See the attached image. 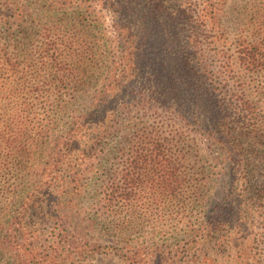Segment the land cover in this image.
Instances as JSON below:
<instances>
[{"label": "trees", "instance_id": "16d2710c", "mask_svg": "<svg viewBox=\"0 0 264 264\" xmlns=\"http://www.w3.org/2000/svg\"><path fill=\"white\" fill-rule=\"evenodd\" d=\"M103 1L113 14L121 43L108 67L104 83L94 92L89 107L79 115L74 114L78 111L72 106L79 96L80 87L86 85L88 79L84 76L73 78L65 72L61 54L65 51L59 48V41H52L48 39L50 37L40 44L38 58L34 57L31 48L30 54L25 52V59L19 61L18 51L24 45L23 41L30 46L29 41L34 35L30 27L23 26V18L32 15L25 8L20 11L10 9L12 15H5L9 16L6 23L10 28L3 30L7 45L0 42V200L4 205L16 208L7 210L4 225H9L10 236L17 240L14 244L20 252L23 247H30L25 263L69 264V261L80 259L83 254H88L80 240L87 229H94L92 252L96 256L105 255L109 249L115 250L105 242L112 238L124 241L130 232V213L133 209L130 200L137 192L128 185L114 184L112 175L105 174L110 186L99 185L94 190V203L90 205L94 207V221L80 217L76 200L83 196L84 191L78 185L81 177L78 155L84 146L83 152L89 156L94 146L118 124L114 113L100 108L104 104L110 105L114 99L115 93L110 91V84L107 83L111 80L108 75L114 66L120 68L130 62L134 73L139 69L142 72L141 56L147 49L150 60L156 56L153 66L159 63L160 68L173 56L179 62L169 73L202 70L208 76L205 77L211 80L212 91L220 95L217 102L225 107L219 113L210 109L207 112L205 100L194 99L199 103L197 108L205 112L202 114L209 116L202 124L199 120L195 123H200L212 139L224 144V160L231 155L234 165L236 197L233 203L221 210L219 215L223 217L216 220L212 227L205 225V231H201L196 222L189 224V249L179 247L177 263L187 253L191 264H216V259L228 248L226 262L219 261L218 264H264V226L257 228L256 233L251 226L259 217L255 204L262 203L259 206L264 209V167L260 187L254 189V184H250L249 189L254 190L249 191V197L244 195L246 186L243 187L254 174L259 173L257 162L264 163V152H259L252 143L261 134L264 135V107L256 102L257 99L264 104V0ZM7 3L15 6L11 0ZM132 27L136 30L131 34ZM145 30L151 32L148 43L133 41L140 31ZM161 38L166 43L173 41L172 45L164 48L157 44L156 41ZM51 44L55 46L52 47V55L50 51H45V47ZM65 46L70 52L71 48ZM159 56H162L161 62ZM158 68L154 69L155 72ZM230 81L239 82L241 89H231ZM160 84L163 85L162 82ZM178 85L182 89L180 83ZM169 88L170 85H166L160 89L161 100H181L173 113L177 118L183 117L189 113L184 91L168 92ZM194 89L202 90L200 86ZM173 94L174 97H171ZM204 96L206 93L202 90L201 97ZM206 103L210 106L211 101ZM98 104L102 119L94 122L92 117ZM229 106H232L230 111L234 112V118L226 113ZM70 112L73 114H68ZM67 114L66 123L61 124ZM210 122L213 124L211 131L205 129ZM61 125L65 128L56 134ZM156 136V132H144L142 138L145 145H152L149 152L158 159L156 173L160 183L150 190L159 191L166 185L159 191V195L163 192L165 195L166 187L170 188L167 183L172 173L163 167L162 146L154 139ZM243 142L247 146H243ZM149 159V155L140 154L138 160L130 165L139 170V166ZM41 164L40 169L38 165ZM129 175L132 171L125 176L126 182ZM174 182L179 183V176ZM175 189L169 190L175 192ZM200 190L203 189H196L197 192ZM213 215L215 217V211ZM231 222L233 224L229 225ZM13 225L19 227L13 228ZM42 241L47 249L41 252ZM154 246L155 243L141 254L138 251L129 255L123 246L115 251L124 252L120 257L128 264H143V261L145 264H167L169 258L165 251L153 249ZM204 251L206 254L202 255ZM169 254L172 255L171 252Z\"/></svg>", "mask_w": 264, "mask_h": 264}, {"label": "rangeland", "instance_id": "374dc122", "mask_svg": "<svg viewBox=\"0 0 264 264\" xmlns=\"http://www.w3.org/2000/svg\"><path fill=\"white\" fill-rule=\"evenodd\" d=\"M11 1L15 6L7 5L8 0L0 1V16L2 18L0 20V42L4 46L7 45V37L3 30L10 28V25L6 23L7 17L12 15L10 9L20 11L25 8L32 17H24L23 26L30 27L34 35L33 40L29 41L30 46H26V42L23 41L24 45H21V50L18 51V60L23 61L24 53L30 54L29 49L31 48L34 57L38 58L40 44L48 41L46 37H50L48 39L52 41H59V48L65 51L61 53L64 57L65 72L73 78L84 76L88 79V83L80 87L79 96L72 106V109L78 111L74 114L79 115L92 103L94 92L101 88L108 67L118 53L121 36L115 26L116 22L112 12L104 6L103 0ZM45 25L49 26L42 27ZM46 29L49 30L46 31ZM130 29L132 30L131 34L136 30L134 27ZM38 30L44 32L39 33ZM150 35L151 32L148 30L140 31L138 37H134L133 41L135 40L139 44L148 43ZM156 43L165 48L172 45L173 41L170 44L161 38ZM65 45L71 48L70 52H67ZM53 46L51 44L45 47V51H50V55L53 54L51 51ZM146 50L144 49L141 56L143 59V63L140 65L143 68L142 72L138 68L139 71L134 73L133 65L130 62L120 68L114 66L111 74L108 75V79L111 78V80L107 83L110 84V91L115 93L114 99L112 98L110 105L104 104L100 108L114 113V120L118 124L112 127L108 136L94 146V151L89 156H85L83 152L85 147L82 146V151L78 155L81 173L78 185L82 187L84 194L76 201L79 204L80 217H85L91 222L94 221V207L90 206L94 203V190L98 189L99 185L110 186V181L108 179L106 181V176L107 174L112 175L114 184L128 185L137 193L130 200L133 208L130 213L132 223L129 225L130 232L125 240L112 238L105 243L113 246L115 250L123 246L124 251H128L129 255L138 251H140L139 254L141 251L147 252L155 243L153 249L159 248L165 251L169 258L167 264H191L187 253L184 254L180 263H177L178 258L176 257L179 247L185 246L186 249H189L187 247L189 224L198 223L197 227L201 231H205V225L212 227L216 220L223 217L219 215L222 213L221 210L229 203L232 204L236 197L233 186L232 156L228 155L229 159L225 161L222 150L224 144L222 146L221 142L212 139L208 131L201 128L202 122L207 121L209 116L202 114L205 112L197 108L199 103L193 100L204 99V107L207 112L210 109L219 113L225 106L221 102H217L220 100V95L217 91H212L211 80L206 79L208 76L202 70L190 73L187 71L169 73L173 65L179 62L176 57L172 56L167 59L158 68L159 63L152 65L156 56L153 57L154 60H150L149 52ZM151 52L153 51L151 50ZM125 55L128 56V53ZM161 58L162 56H159V62H161ZM157 68L158 72H155L154 69ZM165 76L167 78H163ZM98 78L99 80H97ZM161 82L163 85L160 84ZM178 83L182 89H179ZM166 85H170L168 92L184 91L185 104L189 107L188 114L177 118L173 113L181 100L169 99L166 102L161 100L160 89ZM240 85L239 82L230 81L231 89H241ZM195 86H200L204 90L205 98L201 97L202 90H195ZM193 92L194 96H192ZM171 97H174V94ZM209 100L211 101L210 106L206 103ZM256 102L260 107H264L261 101L256 99ZM231 107L229 106L226 113L228 117L233 116L232 118H234L235 114L230 111ZM98 108L99 104L95 107L92 117L94 122L102 119L99 116ZM68 114L60 121L61 124L66 123ZM198 120L201 124L195 123ZM64 128L65 126L61 125L56 134H60ZM205 129L213 130V124L210 122L209 125L208 123ZM144 132L157 133L154 139L162 146L163 167L172 173L167 183L170 188L166 187L165 195L164 192L159 195V191L161 192L166 185L162 186L159 191L152 192L150 190L151 187H157L160 183V177L156 173L159 166L156 165L158 159H155V154L149 152L153 148L152 145L144 144L142 138ZM261 136L254 139L252 143L259 152H264V135L261 134ZM244 141H246L245 138ZM242 144L247 146L245 142ZM143 148L145 150H142ZM140 154L149 155L150 159L147 163H142L139 166L140 169L137 170L131 167L130 163L137 161ZM257 165L259 173L254 174L246 185L243 184V187L246 186L244 192L246 197L251 195L250 190L262 185L263 177L260 175L264 163L257 162ZM38 166L40 169L42 168V164ZM131 171L132 175L128 176L126 182L124 178ZM178 176L179 183H176L174 181ZM250 184H254V189H249ZM169 189H175V192ZM196 189L203 190L197 192ZM209 195L212 196L209 197ZM202 197L205 199L203 200ZM260 204L262 203L255 204V209L259 210L256 215L259 217L254 225L251 224L255 233L257 228L264 226V221L261 222L264 219V209L259 206ZM9 208L16 209L4 205L0 200V264H26L25 259L29 257L30 247L25 246L20 252L15 246L16 243L14 244L17 240H13L10 236L12 232H9L11 231L9 225H4L5 215L8 214ZM213 211L216 213L215 217ZM11 215H15V213H11ZM18 227L19 225H13V228ZM80 240L88 254H83L82 259L69 261V264H128L120 257L124 252L109 249L105 255L99 256L92 252L94 229H87ZM40 246L41 252L47 249V245L43 241ZM226 250L222 252L219 259H216L218 260L216 264L219 261L226 262V257L229 254L228 248ZM204 254L206 251L202 252V255ZM143 264H145L144 261Z\"/></svg>", "mask_w": 264, "mask_h": 264}]
</instances>
